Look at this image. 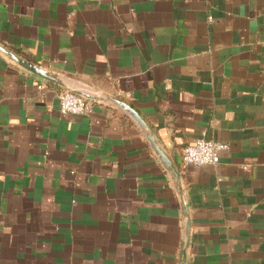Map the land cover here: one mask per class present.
<instances>
[{
    "label": "crops",
    "instance_id": "obj_1",
    "mask_svg": "<svg viewBox=\"0 0 264 264\" xmlns=\"http://www.w3.org/2000/svg\"><path fill=\"white\" fill-rule=\"evenodd\" d=\"M0 46L49 76L0 50V264H264V0H0Z\"/></svg>",
    "mask_w": 264,
    "mask_h": 264
},
{
    "label": "built area",
    "instance_id": "obj_2",
    "mask_svg": "<svg viewBox=\"0 0 264 264\" xmlns=\"http://www.w3.org/2000/svg\"><path fill=\"white\" fill-rule=\"evenodd\" d=\"M59 100L60 110L63 114L84 115L90 109L87 100L73 92H64L60 95ZM228 150V144L203 138L184 149L182 161L186 166L217 165L221 160V155Z\"/></svg>",
    "mask_w": 264,
    "mask_h": 264
},
{
    "label": "water",
    "instance_id": "obj_3",
    "mask_svg": "<svg viewBox=\"0 0 264 264\" xmlns=\"http://www.w3.org/2000/svg\"><path fill=\"white\" fill-rule=\"evenodd\" d=\"M0 50H2L3 52H5L6 54H8L9 56H11L18 64L24 66L25 68H28L30 71L34 72V73H37L45 78H49V76L44 73L42 70H39L38 68L34 67L32 64H29L28 62L26 61H23V60H19L15 55H13L11 52H9L8 50H6L5 48L1 47L0 46ZM76 94V93H75ZM79 95V94H78ZM81 96V95H80ZM83 97V96H82ZM130 113H132L137 119H140L139 116L129 107L127 106H124ZM189 228V226L187 227ZM189 232L187 231L186 233V240L188 241L189 239ZM187 244V243H186ZM186 246V245H185ZM184 261H185V253L183 255V259H182V263L181 264H184Z\"/></svg>",
    "mask_w": 264,
    "mask_h": 264
}]
</instances>
